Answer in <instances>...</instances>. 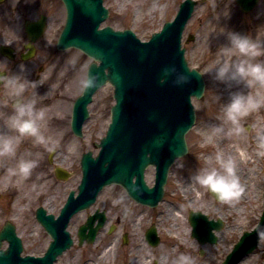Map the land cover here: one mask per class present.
Here are the masks:
<instances>
[{"label": "rangeland", "instance_id": "1", "mask_svg": "<svg viewBox=\"0 0 264 264\" xmlns=\"http://www.w3.org/2000/svg\"><path fill=\"white\" fill-rule=\"evenodd\" d=\"M182 1L104 0L105 6L109 9V17L102 25H110L115 29L131 28L138 37L147 40L152 33L160 30L166 21L175 17ZM51 3L54 5V9L50 11L51 18L44 39L45 43L41 45V54L31 61L23 62V65L26 66L24 75L26 77L31 75V77H27L29 80L38 81V88L33 89L29 85L25 94L28 96L34 92L40 94V106L46 108L42 129L46 135L59 140L55 159L58 163H62L72 170L73 176L65 182L49 179L46 184L43 183L46 173L52 172V167L48 161L49 152L42 145H33L30 138H25L19 146V151L24 152L26 149H31L34 153L38 151L40 164L33 170L30 177L25 178L7 173L6 178L8 191L16 187L25 191L22 186L30 187L27 191V201L32 198L31 204L28 201L29 203L18 206V215H14V218H16L20 233L23 230L22 222L33 224L35 229L33 237L38 238V245L37 248H32V242L27 240L24 251L36 255L44 253L49 241L44 230L41 229L35 219L34 212L37 205L35 197L39 195V202L41 203L42 197L45 195L43 193L44 187H49L48 189H51L54 194L50 201H47L46 207H49L52 212L58 213L69 190L77 189L80 183L82 153L88 150H92L94 154L98 153L99 147L96 144L106 134L108 124L111 121V106L115 103L114 87L110 83L102 86L89 104V118L83 127V137L76 136L72 132L70 121L73 103L84 88L79 82L80 77L83 72H87L92 59L75 48L64 51L56 49L58 36L65 23L66 10L61 0H53ZM228 12L231 13L230 17L225 16V13ZM220 19H223L221 24L223 28L227 25L240 31H252L253 34L259 32L264 37V3H260L250 13H244L236 0H197L192 17L184 30L183 47H185V56L190 67L201 70L204 75L206 81L205 95L200 99L193 98L196 122L186 136L189 152L184 157L178 158L171 166L164 200L157 207L149 208L136 203L128 196L126 202L133 209V212L126 214L120 205L112 203L116 195L125 192L124 188L115 184L106 186L100 192L94 205L77 213L72 218L69 228L73 236H76L77 226L97 208L107 211L109 218L107 226L100 232L95 243H85L79 246L75 242L72 247L59 256L56 264H144L145 262L146 264H172V257L179 251L192 250L191 239L187 234L189 229L188 216L191 209L201 210L211 217L225 219L226 225L219 233V241L212 247L219 252L216 255H220L221 251L231 247L243 228L251 227V224H248L245 219L246 215L250 218L249 221L253 222L252 217L260 214V208L255 203L257 201L256 194H254L255 190L254 192L247 191L243 187V195L238 200L244 203L238 204L243 208H229L228 203L216 201L208 189L203 186L194 187L191 182V174L206 160L215 162L217 152H221L224 158L232 157L236 163L243 160L244 162L241 163L248 165L249 162L256 160L255 154L257 153L259 156L262 148H264V125L261 122L264 118H259L255 127L250 129L251 131L245 128V132L239 136H227L224 133L213 131L212 125L219 122L217 117L220 114V102L215 97L218 93L223 92V99H227L228 92L223 84L212 79L210 71L220 59L217 48L226 39L225 34H218L215 30L219 29L216 24ZM191 34L194 35V40H187ZM206 36L211 37L210 41L205 39ZM45 44L48 51H46ZM43 55L45 57L50 55L51 57L45 60ZM73 57L77 60L74 66L69 62L70 58ZM40 66L44 68L41 71L39 70ZM19 71H21L20 67L15 72ZM37 74L40 76L39 79ZM260 88L264 90V85H261ZM3 96H7L9 101L13 99L11 90L6 85ZM4 110L11 111L10 105L5 106ZM3 117L0 118V122H3ZM72 140H75L79 145L76 153H69L66 148L67 143ZM11 160V157L6 158L7 165ZM254 169L256 168L254 167ZM250 173L254 174L253 172ZM253 178L258 180L257 175L256 177L253 175ZM146 179L150 184L154 183V167L147 169ZM27 180L30 183H27ZM246 196L249 198L246 199ZM189 202H191L190 206L181 207L182 204L188 205ZM117 217H120L121 225L126 227L130 233L129 243L124 245L120 240L118 250L115 242L122 229L117 227L113 233L108 232L109 226L116 223ZM152 222L158 224L161 232L164 228H168L177 232L181 239L188 236L187 243L180 244L179 241L164 237L165 244L155 248L151 247L144 239V231ZM38 229L43 232L41 235L36 233ZM172 249L176 251L171 252ZM117 251L118 256H116ZM164 252H171V255L165 258Z\"/></svg>", "mask_w": 264, "mask_h": 264}, {"label": "water", "instance_id": "2", "mask_svg": "<svg viewBox=\"0 0 264 264\" xmlns=\"http://www.w3.org/2000/svg\"><path fill=\"white\" fill-rule=\"evenodd\" d=\"M237 1L246 10L256 2ZM63 2L67 8V21L59 37L58 48L75 46L92 56L95 61L88 72L97 76V83L84 88L74 104L73 131L83 135L82 127L89 115L87 105L95 91L107 81L115 86L116 103L111 109L112 121L107 135L99 144L102 147L100 154L97 157L93 156L92 151L83 154V178L79 194L75 197V191H71L62 209L61 220L54 219L52 214L46 215L43 209L39 210V219L54 238L45 255L21 257L20 239L15 236L14 226L8 225L0 234V243L3 238L11 243L7 251H0V264H54L58 255L72 244L70 233L66 230L69 219L94 203L100 190L107 184L120 183L136 201L157 206L163 199L170 166L177 157L188 152L185 135L195 121L191 97H201L204 91L201 73L188 67L185 49L181 48L183 29L194 10V0H185L176 18L166 22L163 29L154 33L148 42H142L129 29L115 30L110 26L99 29L108 14L103 0ZM43 28L44 21L27 24L33 40L42 33ZM173 65L180 72L187 73L189 80L177 84L175 74H172L161 82L164 69ZM149 165L156 166L154 186H149L145 181V169ZM62 172V168L58 167V175L67 177V173ZM105 221V211L97 209L89 215L79 230L80 243L85 239L95 241ZM190 221L194 227L193 234L200 240L213 237L212 227L220 229L223 224L220 219L209 220L201 211H191ZM263 234L264 217L255 230L241 238L233 255L238 257L246 248H254ZM151 235L154 236L153 240H157L153 242L156 244L158 238L154 230Z\"/></svg>", "mask_w": 264, "mask_h": 264}, {"label": "clouds", "instance_id": "3", "mask_svg": "<svg viewBox=\"0 0 264 264\" xmlns=\"http://www.w3.org/2000/svg\"><path fill=\"white\" fill-rule=\"evenodd\" d=\"M259 2L264 3V0ZM230 15V12L225 13L226 17ZM221 32L225 34L226 39L217 48L220 59L210 71L212 79L223 84L228 92L227 99H223V92L215 97L220 102V114L217 117L219 122L214 123L212 128L216 133L239 136L245 132L244 118L250 112L264 107V93L258 88L253 90L254 85H264V37L259 32L253 34L252 31H240L227 25ZM205 39L210 41L211 37L206 36ZM69 62L74 66L77 60L73 57ZM25 67L22 64L19 72L0 73V82L10 88L13 97L11 101L7 96L0 98V105L11 107V111L6 112L3 122L0 123V157L12 158L6 167V173L27 178L40 164L39 152L34 153L31 149L20 152L21 142L30 138L33 145H42L48 152H53L59 147V140L46 135L42 129L46 108L40 106V94H25L29 85L37 89L39 84L24 75ZM172 74H175L177 84L190 78L187 73L180 72L173 65L164 69L161 82ZM79 82L82 87H92L97 83V76L91 72H83ZM66 148L69 153H76L79 145L72 140L67 143ZM191 182L194 187L203 186L214 193L222 203L238 200L244 190L235 159L224 158L221 152H217L215 162L206 160L199 166L191 174ZM33 186L35 187V184ZM128 196L127 191L120 193L112 203L120 205L126 214H131L133 209L126 202ZM190 204L191 202L188 205L182 204L181 207ZM171 252L166 253L165 258L171 255ZM172 264H197V260L191 251L181 250L172 257Z\"/></svg>", "mask_w": 264, "mask_h": 264}, {"label": "flooded vegetation", "instance_id": "4", "mask_svg": "<svg viewBox=\"0 0 264 264\" xmlns=\"http://www.w3.org/2000/svg\"><path fill=\"white\" fill-rule=\"evenodd\" d=\"M52 1L53 0H27L26 2V0H0V69L6 70L9 74H11L15 72L18 69V67H20L23 64L22 55L25 52V44L27 41H29V38L25 31V21L28 18H30L31 20H37L36 17L40 18L42 15H45L47 19V27H48L49 19L51 16L50 11L54 9L53 7L54 5L51 3ZM38 42H39L38 47L41 46L43 43H45L44 36L41 37L38 40ZM2 46H4L5 48L8 47L11 48L12 54L10 55H12V58L8 56L9 54L7 55L2 52L1 50ZM46 51H48L47 46H46ZM50 57H51L50 55L46 57L45 55H43V58H45V60H48ZM36 76L37 78H39V74H37ZM27 77L29 78L31 77V75H28ZM260 86L261 85H254L253 90L258 88L261 91V93H264V90H262ZM4 89H5V84L3 83L0 87L1 98L5 97L3 96ZM4 109L5 106L0 105V118H2V116H4L7 112V110ZM259 118H264V107H261L257 110L250 112L244 118L243 122L245 124V128L246 129L254 128L256 123L259 121ZM261 122L264 125V119ZM250 129H248V131H251ZM262 149L264 150V148ZM254 157H256V160L249 162L248 165H243L241 163L244 162L243 160H239L240 163L239 162L236 163L237 173L240 176L243 187H245L247 191L249 190L254 192L255 190L254 194H256L255 198L257 199L255 203L260 208V214L256 215V217H252L253 222L249 221L250 218H248L247 215L245 217V219L248 221L246 222L252 225H255L259 221L264 206V152H261L259 156H257L256 153ZM6 158L7 157H0V230L3 224L5 223V221L7 220L8 215H11V217H14V215H18L17 212L18 206L29 202L31 204L32 201V198L30 201L28 200L29 202L27 201V191H29L30 187L26 188L22 186V188H24L25 191H22L21 188L15 191L13 190L8 191L6 186L7 184ZM251 165H253V167H251ZM254 167L256 169H254ZM250 172H253L254 174H251ZM253 175L255 177L257 175L258 180L255 178L252 179ZM47 176L50 177L49 174H47ZM53 177L55 176L53 175ZM26 182L30 183L29 180H27ZM46 187H44L45 190L43 191V193H45V195H43L41 202L45 206L47 205V201H50L51 197L54 194V192H52L51 189H48L49 187L47 188ZM22 194L26 195L25 200L23 202L16 203L15 202L16 196ZM241 195L243 194L241 193ZM241 195L239 199L241 198ZM245 198L247 199L249 197L246 196ZM35 199L37 201V206H36L37 208L40 205L39 202L40 196L38 195L37 197H35ZM238 200L228 203L227 206L229 208L231 207L243 208V206H240L238 204H244V203H241ZM29 209L31 210V207H29ZM21 224L23 225L22 237L24 244H26V242H28L27 240H29L32 242L33 245L32 248H37L38 238L36 239L33 237L35 233L33 224H29L27 222L26 223L22 222ZM115 224H116V228L119 227L124 232L128 231L126 227H123V225H121L120 217H117ZM120 240H121V235L117 237V242H116L117 250L120 248V247L118 248ZM163 244H165L164 241L162 245ZM214 245L216 244L208 242L203 247H201L200 242L197 239L192 238V242L190 245L192 247V250L190 251L196 257L197 264H223L225 259L231 253L232 245L229 249L225 251H221L222 254L220 253V255H216L219 252L212 248ZM164 253L166 254V252ZM116 256H118V251L116 253ZM235 264H264V238L259 242L257 248L253 252L242 256Z\"/></svg>", "mask_w": 264, "mask_h": 264}, {"label": "bare ground", "instance_id": "5", "mask_svg": "<svg viewBox=\"0 0 264 264\" xmlns=\"http://www.w3.org/2000/svg\"><path fill=\"white\" fill-rule=\"evenodd\" d=\"M218 23L216 24V27H218L219 29H215L217 31V33H222L221 32V29L223 28V26H221V24L223 23V19H220L217 21ZM219 37V36H218ZM26 198V195L25 194H22V195H19V196H16V200L15 202L16 203H19V202H23ZM146 264V262L144 263Z\"/></svg>", "mask_w": 264, "mask_h": 264}]
</instances>
